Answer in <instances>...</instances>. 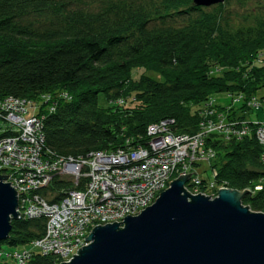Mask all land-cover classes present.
<instances>
[{
    "label": "trees",
    "instance_id": "trees-1",
    "mask_svg": "<svg viewBox=\"0 0 264 264\" xmlns=\"http://www.w3.org/2000/svg\"><path fill=\"white\" fill-rule=\"evenodd\" d=\"M191 1L161 0L152 12L110 3L89 13L76 7L81 0H0V99L38 102L65 93L68 101L58 100L52 112L39 109L44 151L62 158L145 148L147 128L164 120L174 122L175 135H195L201 118L191 108L219 95H264V59L255 62L264 50V15L230 29L221 23L222 4L212 14ZM194 13L182 26H165L166 19ZM154 21L159 26H151ZM216 106L223 111L227 105ZM249 129L239 140H205L216 152L211 166L221 160L211 182L248 191L242 205L264 214L261 148L255 126ZM82 187L53 178L40 195L52 204ZM10 225L0 250L39 240L45 229L43 219ZM27 264H60V258L34 254Z\"/></svg>",
    "mask_w": 264,
    "mask_h": 264
},
{
    "label": "built area",
    "instance_id": "built-area-1",
    "mask_svg": "<svg viewBox=\"0 0 264 264\" xmlns=\"http://www.w3.org/2000/svg\"><path fill=\"white\" fill-rule=\"evenodd\" d=\"M68 99L65 93H59L58 97L43 96L38 102L0 99V176H8L4 183H9L16 192L17 220L45 222L41 239L20 247L19 251H0V258L10 263L27 264L34 254H55L60 263L68 262L79 248L87 245L84 238L95 226L113 222L121 226L125 216L139 215L180 175L190 174L185 185L189 194L206 196L205 190L214 185L207 181L204 192H199L201 180L193 167L203 163L211 167L214 150L205 147V140L211 137L239 140L249 133L250 125L255 126L264 168V95L248 99L242 94L232 95L223 111L208 99L197 108L201 119L193 136L175 135L174 122L164 120L147 128L149 140L145 148L98 151L78 159L44 151V116H40L39 109L46 105L44 110L52 112L58 100ZM237 110L238 114L231 113ZM250 111L262 112L261 119L254 122L231 119V115L242 118ZM215 172L211 173L212 179ZM53 178L69 182L73 188L83 182V187L64 192L59 201L51 204L40 192ZM218 190L210 193V198Z\"/></svg>",
    "mask_w": 264,
    "mask_h": 264
},
{
    "label": "water",
    "instance_id": "water-1",
    "mask_svg": "<svg viewBox=\"0 0 264 264\" xmlns=\"http://www.w3.org/2000/svg\"><path fill=\"white\" fill-rule=\"evenodd\" d=\"M226 1L192 0L191 5L209 8ZM189 175L178 176L151 206L125 216L121 226H95L84 238L87 245L60 264H264V214L242 205L249 192L191 195L185 189ZM7 177L0 176V242L19 217Z\"/></svg>",
    "mask_w": 264,
    "mask_h": 264
},
{
    "label": "rangeland",
    "instance_id": "rangeland-1",
    "mask_svg": "<svg viewBox=\"0 0 264 264\" xmlns=\"http://www.w3.org/2000/svg\"><path fill=\"white\" fill-rule=\"evenodd\" d=\"M125 3L132 8L142 7L147 11H154L160 7L161 0H81V2L76 4V7L89 13H96L101 10L104 6L110 3ZM222 14H221V23L223 25L228 26L230 29H237L239 27H243L249 24H254L257 18L264 15V0H228L222 4ZM202 12L204 13H212L218 14L219 11L216 10V6H212L209 8H201ZM196 14H190V16H174L171 19H166L165 26L170 27H179L187 23L188 17H195ZM151 26H159L158 21H154L151 23ZM264 59V50L258 51L255 57V62H260ZM140 73V71L136 72ZM260 93V92H259ZM57 97L59 93L56 94ZM236 95V94H235ZM262 94H258L256 96H261ZM232 94L226 95H219L211 98L215 104L226 106L230 102V97ZM56 100V99H53ZM191 112H197V108H191ZM262 117V112L250 111L246 115V120L250 122H254L256 120H260ZM215 157L212 159V162L216 160V152H214ZM223 155V153H221ZM218 158V156H217ZM213 164V163H212ZM221 164V160H218L217 167ZM217 167H209L207 163L198 164L197 166L193 167L195 174L199 177V179L210 181L211 183V173L213 171H217ZM225 185H219L214 188H210L211 190H205L206 196L210 197L209 194L213 193L214 190L220 189ZM226 189H229L225 187ZM189 190H191L189 188ZM20 248L11 247L7 244H1V252L4 253H11L14 251H19ZM3 262L8 264H13L5 259L0 260V263Z\"/></svg>",
    "mask_w": 264,
    "mask_h": 264
}]
</instances>
